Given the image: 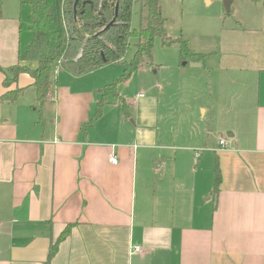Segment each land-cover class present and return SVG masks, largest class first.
Segmentation results:
<instances>
[{
	"label": "crops",
	"instance_id": "obj_1",
	"mask_svg": "<svg viewBox=\"0 0 264 264\" xmlns=\"http://www.w3.org/2000/svg\"><path fill=\"white\" fill-rule=\"evenodd\" d=\"M231 1L203 36L210 53L181 67L198 86L204 76L190 67L202 68L213 103L165 114L143 93L122 109L108 102L122 97L83 87L93 72L60 70L42 106L29 74L6 88L19 63L20 0L3 1L0 264H47L67 228L49 264H264V0ZM17 88L14 102L2 99Z\"/></svg>",
	"mask_w": 264,
	"mask_h": 264
},
{
	"label": "trees",
	"instance_id": "obj_2",
	"mask_svg": "<svg viewBox=\"0 0 264 264\" xmlns=\"http://www.w3.org/2000/svg\"><path fill=\"white\" fill-rule=\"evenodd\" d=\"M3 1L0 0V18ZM136 2L140 3L141 11L147 12V22L139 29H132V10ZM114 18V25L102 32ZM19 21V63L8 72L14 75L13 80L22 73L32 77L31 87L36 91L39 106L52 93L56 83L55 71L82 76L111 64L121 65L123 75L104 88V95L118 97L117 87L129 80L144 60L153 64V51L158 39L165 47L179 44L181 61L186 64L205 59L204 55L192 52L187 41L168 35V20L162 12V0H79L78 3L76 0H20ZM132 40L135 41V52L127 60ZM29 63L36 65L32 68ZM5 86L9 87L8 77ZM24 90L7 91L2 99L14 102ZM101 107H98L94 120L101 116ZM220 184L221 175L217 170L214 194H218ZM68 232L69 228L51 246L47 264Z\"/></svg>",
	"mask_w": 264,
	"mask_h": 264
},
{
	"label": "rangeland",
	"instance_id": "obj_3",
	"mask_svg": "<svg viewBox=\"0 0 264 264\" xmlns=\"http://www.w3.org/2000/svg\"><path fill=\"white\" fill-rule=\"evenodd\" d=\"M216 0L212 6L207 5L200 1L198 9H193L190 3L183 2L182 0H169L163 3V13L168 19L167 32L173 39L188 40L189 48L192 52H201L204 54L210 53V49L204 44L203 36L207 35L214 17L220 13L225 14L224 3ZM133 13L131 19V28L139 29L142 25L145 26L147 22V12L141 11L140 3L136 2L133 5ZM225 17L226 14H225ZM211 22V23H210ZM132 48L127 54V60L131 59L135 52V41L131 42ZM181 52L179 44H174L171 47L163 46L160 39L156 40L153 51V64L149 60H144L139 70L132 75V77L122 82L117 87V93L122 98H108V102L117 103L122 109L123 101L131 102L136 95L145 94L147 101L154 102L155 109L158 108L159 113L165 114L171 107L178 108L181 111L185 106L186 111L190 108H197L201 103L210 105L213 103L211 96V82L208 76L203 75L201 67L199 69L190 70L196 72L195 75L204 76L202 85L198 86L197 79L191 82V73L188 77L182 74L181 67L184 62L181 61ZM205 58V57H204ZM201 66V65H200ZM123 75V67L117 64L106 65L92 74L87 75V79L83 80V87H89L90 84L101 87L98 91L104 89L107 84L121 78ZM13 74L8 72L7 77L9 86L13 82ZM55 78L57 77L58 83L64 78L62 72L55 71ZM186 84L192 87H198L197 90L193 89L189 94H186ZM182 85L184 95L181 93L179 96L178 87ZM216 87V84H215ZM142 94V95H143ZM217 96V90L214 92ZM184 96V99L181 97ZM179 97V98H178ZM123 100V101H122ZM161 104L158 106L159 102ZM185 101V102H184ZM217 107L218 105L215 104ZM194 110V109H193ZM215 132V131H214Z\"/></svg>",
	"mask_w": 264,
	"mask_h": 264
},
{
	"label": "built area",
	"instance_id": "obj_4",
	"mask_svg": "<svg viewBox=\"0 0 264 264\" xmlns=\"http://www.w3.org/2000/svg\"><path fill=\"white\" fill-rule=\"evenodd\" d=\"M221 1H223V0H221ZM143 96L144 95H140V97H143ZM219 144H220V147L223 148V149L226 148V146H227V143H226L225 140H220ZM199 154H200L199 152L196 153V158L199 157ZM109 162L112 165H118L119 164L118 156L114 152H112L110 154V156H109ZM133 252H135V253H142V248L135 247V249L133 250Z\"/></svg>",
	"mask_w": 264,
	"mask_h": 264
},
{
	"label": "water",
	"instance_id": "obj_5",
	"mask_svg": "<svg viewBox=\"0 0 264 264\" xmlns=\"http://www.w3.org/2000/svg\"><path fill=\"white\" fill-rule=\"evenodd\" d=\"M76 1H77V3H78L79 0H76ZM231 4H232V1H231V0H227V1L224 2L225 10H226L227 13L230 12ZM117 11H118V8L116 9V12H117ZM115 21H116V18H114V19L112 20V22H110V23L108 24V26H107L102 32H106V31H108V30L114 25ZM183 65H186V63H183Z\"/></svg>",
	"mask_w": 264,
	"mask_h": 264
}]
</instances>
